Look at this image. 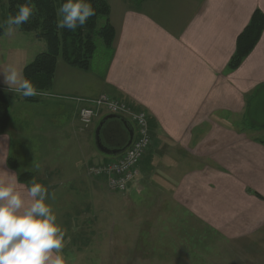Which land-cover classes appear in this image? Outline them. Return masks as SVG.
<instances>
[{"label":"crops","instance_id":"1","mask_svg":"<svg viewBox=\"0 0 264 264\" xmlns=\"http://www.w3.org/2000/svg\"><path fill=\"white\" fill-rule=\"evenodd\" d=\"M107 1L116 30L112 55L106 50L88 71L58 59L49 90L54 100L32 103L20 95L8 97L11 119L0 135V179L15 181L25 197L33 179L48 189L46 202L64 232L65 264H85L83 250L93 247L97 252L98 245L139 254L130 248L140 245L145 229L152 240L161 236L150 227L130 232L117 223L115 218L124 215L127 224L131 210L140 207L131 197L134 192L149 191L153 212L162 207L167 213L175 206L228 241L264 229V31L240 67L228 68L254 12L264 13V0ZM102 96L145 111L152 134L137 183L122 196L109 194L107 202L93 198L102 187L86 179L80 167L90 175L89 168L114 155L130 132L119 118L106 120L100 136L107 151L98 147L92 133L106 115L86 127L79 110ZM27 105L46 111L35 115L36 109ZM66 111L69 115L56 118ZM53 113L59 115L50 117ZM40 129L41 141L35 144L32 136ZM65 155L84 161L69 173ZM10 158L17 169L10 167ZM25 172L33 177L22 182ZM80 174L79 187L87 196L83 201L88 200L81 205L73 186ZM86 203L90 206L82 207ZM142 215L151 221L156 214ZM185 233L179 236L187 237ZM98 236L106 239L103 244ZM118 236L119 242L114 240ZM129 236L136 241L130 243ZM80 237L88 239L83 247ZM112 244L116 249L111 250Z\"/></svg>","mask_w":264,"mask_h":264},{"label":"rangeland","instance_id":"2","mask_svg":"<svg viewBox=\"0 0 264 264\" xmlns=\"http://www.w3.org/2000/svg\"><path fill=\"white\" fill-rule=\"evenodd\" d=\"M8 7L9 6L7 0H5L4 3L0 6L1 23L4 28V34L0 37V71H3L9 65H13L16 66L19 70H21L23 74V68L30 62H32L33 59L39 53L45 51L47 49V45L45 41L37 39L35 33H25L20 31L19 28L12 35H7L5 21L9 16ZM99 25H103V22L99 21ZM95 41L97 45V51L93 57V63L98 59V57H100L101 55L103 56L107 50L102 39L96 38ZM98 62L101 61H96L94 66H96ZM0 89L7 93V97L16 95L14 92H9L7 90V85L3 83L2 73H0ZM43 93H45L46 95L36 96V99L38 101L32 103L40 102L44 98L45 100H54L52 99L49 90ZM19 101L20 100H18V102ZM9 106L11 115L10 101ZM27 106L32 107L31 110H33L34 108L36 109L34 110L35 115H42L44 111H46V109H41L40 105ZM23 110L27 111L28 109L23 108ZM49 110L51 111L52 108L50 107ZM56 110L59 112L60 109ZM53 115L56 116L59 114L53 113L49 116L52 117ZM67 115H69L68 111H66L64 114H60L56 118H61ZM97 127L98 126L95 125V129L92 133V136L94 137H96L95 133ZM26 128L28 127L26 126ZM30 132H32V130H30ZM41 134L42 131L40 129L39 132L35 133L32 136V141H34L35 144L36 142L41 141ZM23 158L25 159V156H23ZM64 160L66 161V170L71 173L72 166L77 161H80V163L82 164L84 158H79V156L68 157L67 155H65ZM80 170L81 174H85L87 176V178L85 177L86 179L95 181L97 186L99 185L100 187H102L103 191L108 194H105V198L104 193L101 189L100 193L93 194V198L98 199L99 201L107 202V200L110 199V197H108L109 194H112L114 196H122L120 193L115 194L111 192L108 189L107 183L104 179L95 178L88 175L87 167L84 168V165H81ZM81 174L80 178H76V181L73 184L74 188L79 194L80 205L85 202H88V200L83 201V198H87V196L82 192V189L79 187L80 182L82 183ZM88 191L90 193H93L92 190L88 189ZM149 194V191H144L141 194H137L136 192H134L131 195L132 199L137 204H139L140 207L138 209L135 208L134 210H131L132 212L128 214L127 224H125L124 215H120V217L115 219L117 223L122 226L123 229L128 227L130 232H138L137 230L141 227H150L149 229H155L154 233L156 231V233H161V236H155L152 240L149 236L148 231L146 229L143 230V233L140 237V245H135L134 247L130 248L138 250L139 254H131L129 252H124L122 248L119 251L112 250L114 248L116 249L114 244H112L114 247H111L112 252L109 249L105 248L106 246L104 247L101 245H98V247L96 248L97 252L92 251L93 247L91 248V251L87 249L83 250L86 251L83 254V257L87 258L85 264H264L263 228L260 229L256 234L249 236V238L242 239L238 242L228 241L220 237L209 227L207 228L205 224H201L195 217L188 215L185 211L175 208V206H172V209L167 213L163 212L164 210L162 207H157L155 211L156 213L153 212L154 199L151 198L152 196ZM122 202V200H118V203ZM86 205L90 206L86 203L82 205V207H86ZM144 212L145 219L153 216L152 214L156 215H154L151 221H146L142 219V213ZM174 230L179 231L178 235ZM169 231L171 233L172 231H174L175 235L174 233H172V235L174 236H171ZM184 232H186L185 234L187 235V237L179 236V234L181 235ZM163 234L165 236H163ZM136 239L137 237H127V240L130 243L135 242ZM87 240L88 239L86 237H80L79 245H84ZM97 240L98 242H102L103 244L106 239H104L103 237L99 238L98 236ZM114 240L119 242L121 238L120 236H118V238L115 237ZM184 241H186V244L184 243ZM118 246H120V244H117V247Z\"/></svg>","mask_w":264,"mask_h":264},{"label":"clouds","instance_id":"3","mask_svg":"<svg viewBox=\"0 0 264 264\" xmlns=\"http://www.w3.org/2000/svg\"><path fill=\"white\" fill-rule=\"evenodd\" d=\"M34 10V6L21 5L14 16H8L6 34L12 35L28 23ZM95 14L86 0H66L57 10V28L75 32ZM0 73L9 92L24 98L46 95L38 92L16 66L9 65ZM26 197L17 190L15 181L0 179V264H65L61 254L64 232L46 202L48 189L33 179ZM51 198H55L54 193Z\"/></svg>","mask_w":264,"mask_h":264},{"label":"trees","instance_id":"4","mask_svg":"<svg viewBox=\"0 0 264 264\" xmlns=\"http://www.w3.org/2000/svg\"><path fill=\"white\" fill-rule=\"evenodd\" d=\"M4 1L0 0V6ZM7 2L9 16H14L21 5L34 6L35 8L29 22L19 29L25 33H35L36 38L45 41L47 45V49L39 53L23 69L24 78L30 80L40 93L51 89L58 59H63L72 67L88 71L97 51L96 38L102 39L107 52L113 54L116 30L111 23V7L107 0H86L92 5L96 14L75 32L57 28V22L60 19L57 16V10L66 0H7ZM99 21H102L103 25L100 26ZM263 31L264 13L257 9L237 39L236 52L228 64L230 70H236L240 67L260 41ZM3 34L4 28L0 17V37ZM24 99L28 102L38 101L36 96ZM115 118H119L127 127H132L131 122L126 117L116 115ZM10 119L7 93L0 89V135L7 132ZM106 123L105 121L103 127ZM260 141L264 144V137ZM126 142L121 145V148L125 146ZM9 165L13 169L18 167L17 161L12 158L9 159ZM31 177L33 176L29 172L20 174L22 182H27Z\"/></svg>","mask_w":264,"mask_h":264},{"label":"built area","instance_id":"5","mask_svg":"<svg viewBox=\"0 0 264 264\" xmlns=\"http://www.w3.org/2000/svg\"><path fill=\"white\" fill-rule=\"evenodd\" d=\"M102 110L128 117L135 126V137L124 153L91 166L89 173L92 177L103 178L111 192H126L131 184L137 183L140 163L152 143L148 115L145 111L134 110L124 100L102 96L94 101V105L80 109L81 122L90 126Z\"/></svg>","mask_w":264,"mask_h":264},{"label":"water","instance_id":"6","mask_svg":"<svg viewBox=\"0 0 264 264\" xmlns=\"http://www.w3.org/2000/svg\"><path fill=\"white\" fill-rule=\"evenodd\" d=\"M116 115H108L106 116L102 122H100L99 126L97 127L96 129V140H97V145L98 147L103 150L104 152L107 151V149H105L103 143H102V140H101V136H100V133H101V129L104 125V122L108 119H111V118H115ZM129 127V126H128ZM129 132H130V135H129V138L127 140V142L125 143V146H123L122 148L118 149L117 151L114 152V155H119V154H122L131 144H132V141L134 139V130L132 127H129Z\"/></svg>","mask_w":264,"mask_h":264}]
</instances>
